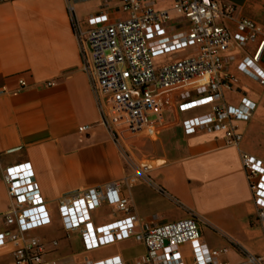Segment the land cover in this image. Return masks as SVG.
I'll use <instances>...</instances> for the list:
<instances>
[{
	"label": "crops",
	"instance_id": "1",
	"mask_svg": "<svg viewBox=\"0 0 264 264\" xmlns=\"http://www.w3.org/2000/svg\"><path fill=\"white\" fill-rule=\"evenodd\" d=\"M232 5L234 11L217 22L231 31L235 19L248 16L264 23V0H219ZM119 0H75V16L82 28L91 14L107 10L112 17L125 16L118 10ZM174 20V15H172ZM260 36L244 48H232L227 72L238 82L223 89L225 102L237 105L246 97L256 103L252 117L240 122L242 139L238 147L226 145L220 133L196 132L187 135L181 120L204 112L208 106L180 110L177 102H164L162 119L139 135L121 131L116 143L103 122L94 99L89 79L81 69V54L66 0H0V212L7 204V187L3 169L11 164L29 162L36 184L50 214V223L34 229L46 243V259L56 264H78L119 256L121 264L145 253V246L135 235L85 250L79 231H66L56 207L63 193L102 185L121 183V195L128 198L141 219L135 231L142 230L152 215L158 223L194 215L201 238L210 248L228 247L224 259L230 264H251L247 255L264 257V221L258 219L239 151L264 161V93L255 79L238 71L236 64L252 55ZM186 51V52H185ZM182 49L161 56L163 63L186 56ZM182 53V54H181ZM264 68V50L260 59ZM24 76L28 87L19 89L17 77ZM192 79L159 90L162 99L200 81ZM46 81L53 84L46 86ZM252 84L258 86L257 92ZM179 123L172 140L165 130L168 117ZM81 125H91L79 131ZM261 131V132H259ZM253 132H256L255 137ZM161 142L165 152L147 155L145 177L128 184L126 178L141 165L125 153L131 138ZM121 216L115 205L102 202L90 211L94 225ZM15 229L0 220V231ZM51 241H56L52 245ZM179 252L190 259V246ZM247 253V254H245ZM0 264H14L12 247L0 246Z\"/></svg>",
	"mask_w": 264,
	"mask_h": 264
},
{
	"label": "built area",
	"instance_id": "2",
	"mask_svg": "<svg viewBox=\"0 0 264 264\" xmlns=\"http://www.w3.org/2000/svg\"><path fill=\"white\" fill-rule=\"evenodd\" d=\"M74 1L66 0V9L79 42L81 69L116 143L121 140V131L139 135L158 124L164 102L175 101L183 111L208 106L206 111L181 120L185 134L220 133L226 145L239 146L240 122L252 117L256 103L246 97L237 105L224 101L223 89L238 82L234 74L226 71L227 63L234 57L224 53L235 47L244 48L259 35L254 53L240 59L236 67L264 86V68L260 65L264 23L239 16L231 31L217 19L229 17L234 7L219 0H119L118 10L125 16L112 17L107 10L101 11L89 15L86 28H82L75 16ZM182 49H188L189 54L156 62L157 58ZM196 78L201 80L165 99L158 94L160 89ZM17 82L19 89L29 86L22 75H18ZM52 84L53 81L45 82L46 86ZM90 127L81 125L78 130ZM239 154L258 219L263 222L264 161L242 150ZM146 168L137 167L126 178L127 183L144 178ZM2 180L7 187V204L0 212V220L15 229L0 231V246L12 247L14 264H56L45 257V241L31 234L51 221L31 164L25 161L6 166ZM102 202L115 205L121 216L94 225L90 211ZM56 207L65 230L79 231L85 250L135 235L143 242L145 253L133 259L132 264H230L223 258L228 247L210 248L203 242L194 215L164 223H158L157 216L152 215L136 232L141 219L131 201L121 195L118 181L65 192L57 198ZM51 243L56 245V241ZM183 244L190 246L189 260L179 252ZM247 261L264 264V257L247 255ZM78 264H121V260L113 256Z\"/></svg>",
	"mask_w": 264,
	"mask_h": 264
},
{
	"label": "rangeland",
	"instance_id": "3",
	"mask_svg": "<svg viewBox=\"0 0 264 264\" xmlns=\"http://www.w3.org/2000/svg\"><path fill=\"white\" fill-rule=\"evenodd\" d=\"M167 2L168 1H165V3H167ZM162 5H164V4H162ZM163 60H164L163 57H159V58H157L156 62L163 61ZM251 86L257 92L259 91L258 86L254 85V84H252ZM261 93H264V87H262ZM261 105H263V109H259L258 112H264V102H262ZM255 118H257V116L252 115L251 121H253ZM178 123H179V121L173 116L168 117V119L165 122V130L168 131V134L170 136V140H172L171 136L173 135V133L176 132V129L178 127ZM259 132H261V131H259ZM255 134H256V132H253L254 137H255ZM137 137L138 136L132 137L131 143L125 148V153L127 154V156H129L131 159H133L137 164H139L141 166H143L144 164H147V165L157 164L158 163L157 161H148L146 159L147 155L151 156V155H155V154L157 155V154H161V153L165 152L166 149L168 148V143L165 140H162L161 142H158V141L152 142V141H148L145 139L138 140ZM245 254H247V253H245Z\"/></svg>",
	"mask_w": 264,
	"mask_h": 264
},
{
	"label": "water",
	"instance_id": "4",
	"mask_svg": "<svg viewBox=\"0 0 264 264\" xmlns=\"http://www.w3.org/2000/svg\"><path fill=\"white\" fill-rule=\"evenodd\" d=\"M143 166L147 167V166H149V165H147V164H144Z\"/></svg>",
	"mask_w": 264,
	"mask_h": 264
}]
</instances>
